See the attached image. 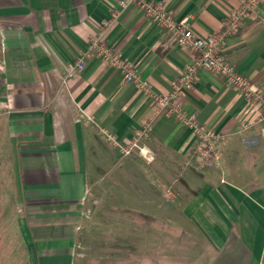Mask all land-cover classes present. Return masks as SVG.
<instances>
[{
    "label": "crops",
    "instance_id": "crops-1",
    "mask_svg": "<svg viewBox=\"0 0 264 264\" xmlns=\"http://www.w3.org/2000/svg\"><path fill=\"white\" fill-rule=\"evenodd\" d=\"M120 0H0V164L8 165L29 264H72L83 206L101 189L145 198L153 239L167 229L177 263L264 264V122L260 110L211 70L199 72L184 109L226 134L221 167L199 170L196 138L159 112L147 92L94 55L77 75L68 64L92 36L135 63L141 80L169 92L193 53ZM201 36L221 32L239 0H151ZM120 12L107 28L112 10ZM264 0L227 38L225 55L264 89ZM138 143L124 155L107 136ZM1 171V170H0ZM127 186V187H126ZM145 205V206H148ZM151 210V211H150ZM149 224V222L147 223ZM180 247V248H179ZM180 251V254L177 253ZM183 257V258H182ZM181 258L184 261H180Z\"/></svg>",
    "mask_w": 264,
    "mask_h": 264
},
{
    "label": "built area",
    "instance_id": "built-area-1",
    "mask_svg": "<svg viewBox=\"0 0 264 264\" xmlns=\"http://www.w3.org/2000/svg\"><path fill=\"white\" fill-rule=\"evenodd\" d=\"M262 1L239 0V5L225 18L221 32L201 36L195 32L188 18L176 20L162 3L151 0H120L121 7L129 4L138 6L152 22L164 29L167 34V46L177 45L189 49L193 53L192 62L185 66L171 91L157 93L148 82L140 79L134 62L122 59L117 52L107 46L104 42L105 32H102L97 36H92L86 50L74 62L68 64L65 77L69 78L79 74L84 69L86 60L94 55L119 68L122 71L124 83H136L147 92L158 106L160 113L174 116L191 129L196 138L191 157L197 169L208 170L221 167L223 158L221 144L225 141L226 134L201 123L197 118V112L188 113L184 109V102L188 93L194 88L199 72L207 69L221 76L228 86L238 90L248 104L258 106L260 120L264 122V89L241 74L225 55L227 38L235 34L244 21L257 12ZM119 12L117 7L113 8L111 20L104 23L105 27L108 28L116 20ZM262 23L264 24V16ZM147 132L148 127L139 130L136 138L128 144L120 143L111 134L107 136L118 146L122 154L128 155L137 149L141 157L151 161L154 158L153 153L138 143L139 138Z\"/></svg>",
    "mask_w": 264,
    "mask_h": 264
},
{
    "label": "rangeland",
    "instance_id": "rangeland-1",
    "mask_svg": "<svg viewBox=\"0 0 264 264\" xmlns=\"http://www.w3.org/2000/svg\"><path fill=\"white\" fill-rule=\"evenodd\" d=\"M0 170V264H29L18 226L21 213L17 212L19 204L12 194L8 165L0 164ZM125 189L123 192L111 189L110 195L107 189H101L83 206L72 264L178 262L174 247L166 243L168 230H160L158 243L153 239L151 213L136 210L138 205L152 209L151 205L135 191L128 193ZM182 258L180 261H184Z\"/></svg>",
    "mask_w": 264,
    "mask_h": 264
}]
</instances>
